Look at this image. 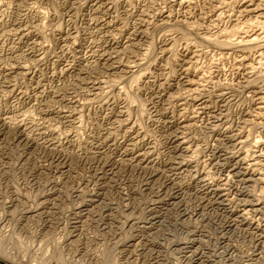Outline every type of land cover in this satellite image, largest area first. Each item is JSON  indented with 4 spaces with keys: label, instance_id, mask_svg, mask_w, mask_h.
Here are the masks:
<instances>
[{
    "label": "rangeland",
    "instance_id": "1",
    "mask_svg": "<svg viewBox=\"0 0 264 264\" xmlns=\"http://www.w3.org/2000/svg\"><path fill=\"white\" fill-rule=\"evenodd\" d=\"M0 264H264V0H0Z\"/></svg>",
    "mask_w": 264,
    "mask_h": 264
},
{
    "label": "bare ground",
    "instance_id": "2",
    "mask_svg": "<svg viewBox=\"0 0 264 264\" xmlns=\"http://www.w3.org/2000/svg\"><path fill=\"white\" fill-rule=\"evenodd\" d=\"M256 20V19H255ZM256 22V21H255ZM255 38V37H254ZM251 40V39H250Z\"/></svg>",
    "mask_w": 264,
    "mask_h": 264
}]
</instances>
